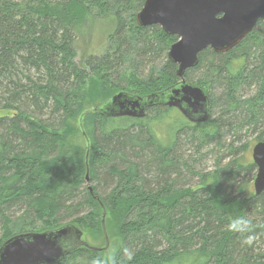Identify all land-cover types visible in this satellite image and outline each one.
Listing matches in <instances>:
<instances>
[{"label": "trees", "instance_id": "obj_1", "mask_svg": "<svg viewBox=\"0 0 264 264\" xmlns=\"http://www.w3.org/2000/svg\"><path fill=\"white\" fill-rule=\"evenodd\" d=\"M143 2L0 0V244L72 223L102 246L101 202L108 246L55 264H264V229L245 234L251 246L226 230L236 217L264 223L249 154L264 140L262 18L234 48H206L185 71L209 97L205 122L166 106L143 117L86 113L85 180L81 112L119 90L144 95L177 80L167 58L176 36L137 24Z\"/></svg>", "mask_w": 264, "mask_h": 264}, {"label": "water", "instance_id": "obj_2", "mask_svg": "<svg viewBox=\"0 0 264 264\" xmlns=\"http://www.w3.org/2000/svg\"><path fill=\"white\" fill-rule=\"evenodd\" d=\"M264 16V0H144L136 13L140 26L157 25L166 34L176 36L167 50L173 62L177 80L164 89L144 95L124 90L113 93L99 106L85 109L78 118L86 144L85 180L88 181L89 139L82 127L88 112L105 117H143L151 106L177 109L190 122H205L209 117V97L201 85L184 77L187 69L198 62V54L210 47L214 52H227L250 33ZM252 162L256 166L253 178L254 193L264 190V140L251 147ZM88 190L91 188L88 186ZM100 226L104 236L102 246H93L83 231L72 223L43 231H27L11 235L0 244V264H55L78 247L103 250L109 239L105 228L106 209L100 202Z\"/></svg>", "mask_w": 264, "mask_h": 264}, {"label": "clouds", "instance_id": "obj_3", "mask_svg": "<svg viewBox=\"0 0 264 264\" xmlns=\"http://www.w3.org/2000/svg\"><path fill=\"white\" fill-rule=\"evenodd\" d=\"M264 229V223L254 224L247 217H236L229 220L226 230L233 233H239L242 235L241 244L251 246L254 241V237L252 235H245L246 233H252L255 228ZM93 264H97V262H93Z\"/></svg>", "mask_w": 264, "mask_h": 264}, {"label": "rangeland", "instance_id": "obj_4", "mask_svg": "<svg viewBox=\"0 0 264 264\" xmlns=\"http://www.w3.org/2000/svg\"><path fill=\"white\" fill-rule=\"evenodd\" d=\"M176 39V38H175ZM84 40L86 41L87 40V42L88 43H90V39H88L87 37H85L84 38ZM175 41V40H174ZM173 41V42H174ZM80 44L82 45V43L80 42ZM83 49H85L84 48V45H83V47L82 48H80V50H77L76 52V56H75V61L76 62H79V63H82V60H83V57H84V55L85 54H83L84 53V50ZM92 51H102V49H95V50H92ZM86 53V52H85ZM190 76H191V79H192V81H195L199 76H201V72L199 71V69L198 70H194V71H192V72H190ZM5 113V111H0V114H4ZM170 122H166L165 123V130H168V129H170L171 128V126H172V123H170ZM249 138H252V137H249ZM249 154H250V156H251V149L249 150ZM251 158V157H250ZM210 163V162H209ZM252 182H253V180H252ZM251 182V186L253 187V183ZM252 191H253V188H252ZM84 235V234H83ZM84 238H86L85 237V235H84Z\"/></svg>", "mask_w": 264, "mask_h": 264}, {"label": "flooded vegetation", "instance_id": "obj_5", "mask_svg": "<svg viewBox=\"0 0 264 264\" xmlns=\"http://www.w3.org/2000/svg\"><path fill=\"white\" fill-rule=\"evenodd\" d=\"M261 18L264 19V16H262ZM247 35H248V34H247ZM247 35H246V36H247ZM207 48H210V47H207ZM233 48H234V47H233ZM210 49H211V48H210ZM230 50H231V49H230ZM189 69H190V68H189ZM170 108H171V107H170ZM174 109H175V108H174ZM175 110H177V109H175ZM177 111H178V110H177ZM178 112H179V111H178ZM209 114H210V108H209Z\"/></svg>", "mask_w": 264, "mask_h": 264}, {"label": "bare ground", "instance_id": "obj_6", "mask_svg": "<svg viewBox=\"0 0 264 264\" xmlns=\"http://www.w3.org/2000/svg\"><path fill=\"white\" fill-rule=\"evenodd\" d=\"M263 80V79H262ZM262 82V81H261ZM252 147V146H251ZM251 157V156H250ZM251 160H252V158H251ZM253 183V182H252ZM253 188V187H252ZM253 192H254V188H253ZM167 249V248H166ZM258 252V251H257ZM168 255V254H167ZM176 255V254H175ZM177 256V255H176ZM174 257V256H173Z\"/></svg>", "mask_w": 264, "mask_h": 264}]
</instances>
